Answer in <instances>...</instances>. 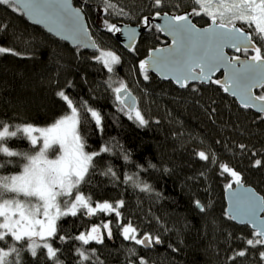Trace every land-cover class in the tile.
<instances>
[{
  "label": "trees",
  "instance_id": "trees-1",
  "mask_svg": "<svg viewBox=\"0 0 264 264\" xmlns=\"http://www.w3.org/2000/svg\"><path fill=\"white\" fill-rule=\"evenodd\" d=\"M73 3L84 11L99 45L97 51L73 47L30 23L23 14L0 4V25L5 26L0 29V47L19 53H0V120L13 125L48 126L69 112L66 103L56 95L60 90L74 103L86 101L101 113L102 125L91 119L86 125L82 123L80 134L86 139L85 151L99 152L104 146L111 151L94 159L95 167L90 169L80 190L93 202L115 205L124 201L120 217L98 212L94 216L78 214L57 221L58 236L75 237L109 221L112 228V236L105 234L103 243L92 241L82 245L75 239H53V247L61 249L63 264H79L76 249L81 247L95 249L87 264H138L136 257L129 255L132 248L149 264H264L258 255L259 247L249 248L245 257L229 259L234 252L247 247L244 241L253 238L254 231L228 216L225 190L232 177L220 168L227 164L264 197V119L260 118L263 115L240 107L212 82L179 88L151 72L145 80L140 62L151 49L168 43L156 26L151 24L132 52L119 44L116 31L108 30L110 24L142 25L143 17L157 11L178 13L173 7L178 0H167L160 8L154 6L153 0H119L120 6L130 13L127 16L105 12V0ZM188 3L184 0L185 5ZM184 10L183 6L179 9ZM193 21L206 26L210 19L201 16L193 17ZM257 45L264 48L259 42ZM101 49L119 52L120 63L112 72L95 59ZM121 81L140 95L137 106L148 121L145 126L120 111L113 89ZM261 94L264 89L257 91V95ZM241 144L246 148H239ZM7 146L35 154L25 139L12 138ZM199 151L211 154L215 163L201 160ZM49 155L55 157L59 153ZM4 159L0 154V162ZM11 159V164L0 169V175L18 174L26 163L22 157ZM257 159L262 162L260 166H255ZM109 168L115 177L105 174ZM128 176H136L152 190L141 191L126 182ZM195 201H200L205 210L201 211ZM129 222L140 236H160L162 243L145 248L124 239L120 225ZM4 246L0 242V247ZM23 257L26 264H52L42 248L36 257L29 252H24Z\"/></svg>",
  "mask_w": 264,
  "mask_h": 264
},
{
  "label": "snow or ice",
  "instance_id": "snow-or-ice-1",
  "mask_svg": "<svg viewBox=\"0 0 264 264\" xmlns=\"http://www.w3.org/2000/svg\"><path fill=\"white\" fill-rule=\"evenodd\" d=\"M0 4L35 19L36 23H55L54 17L70 21L72 27L65 38L88 46L84 43L88 33L81 20V11L71 8L68 0H57L55 3L50 0H0ZM153 4L160 8L167 4V0H153ZM181 6L185 8L182 12L179 11ZM173 7L177 8L179 14L164 15L168 17L167 30L174 37L172 43L175 47L159 50L161 55L151 58V66L161 75L170 73L181 87H188L189 81L222 84L223 91L239 97L244 108H258L260 113H264V94L253 93L256 86L264 89V48L257 46V42L264 45V0H189L187 5L184 0H178ZM104 11L121 16L130 14L120 6L119 0H105ZM161 14L160 11L155 13L156 16ZM201 16L210 19L209 28L201 30L190 22L191 17ZM143 23H149L147 16L143 17ZM4 27L0 25V29ZM50 30L57 31L58 35L64 31L60 25ZM108 30L121 31L115 24L108 25ZM134 36L135 29H132L129 37L131 39ZM228 46L237 52L248 53L251 50L254 54L244 61L239 56L229 58L224 52ZM0 53L19 55L9 47H0ZM95 59L101 61L109 72L120 63V57L110 51H101ZM149 64V60H142L139 64L145 80L149 79ZM220 68L227 71L226 79L213 81V73ZM113 91L116 100L120 102V111L140 126H145L148 121L127 85L121 81ZM56 95L66 103L69 112L48 126L31 123L13 125L0 120V154L5 158L0 162V169L11 164V158L22 157L26 161L18 174L0 175V242L5 245L0 247V264H26L23 253L29 252L32 257H36L41 248L46 250L47 259L52 264H63L60 259L61 249L53 247V239L61 242L75 239L82 242V245L92 241L103 243L105 234L109 238L112 236V228L109 221L94 225L87 233L82 232L75 237L58 236L57 221L61 217H75L78 214L94 216L98 212L121 216L123 200L117 201L115 205L107 201L93 202L90 196H85L80 190L81 184L86 183L85 178L90 169L95 167L94 159L111 151L109 146L102 147L99 152L85 151L86 139L80 134L82 123L86 125L90 119L101 126V113L89 107L86 101L74 103L63 90ZM12 138L27 140L35 154L12 150L7 146ZM239 148L244 149L246 145L241 144ZM49 152L59 155L49 159ZM197 155L201 160L215 163L211 154L205 151H199ZM124 159L128 160V156L125 155ZM261 163L257 159L255 166ZM220 168L223 173H230L237 185L241 184V176L237 171L227 164H221ZM105 174L113 177L116 175L111 168ZM126 182H131L141 191L152 190L149 184L139 181L136 176H128ZM226 187L232 189L233 184L229 183ZM245 193L242 198L237 195L230 218L251 225L254 234L253 238L244 241L247 247L234 252L229 259L235 261L248 255L249 248L259 247V258L264 261V216L261 215L264 213V197L247 190ZM195 204L201 211L205 210L200 201H195ZM120 226L124 239L134 242V245L150 247L162 243L160 236L153 237L150 233L140 236L131 222ZM8 240L12 243L9 244ZM76 251L79 264L90 262L95 253V249L86 250L83 247ZM129 255L135 256L138 264H149L144 257L137 256L135 248L129 250ZM129 264L135 262L130 261Z\"/></svg>",
  "mask_w": 264,
  "mask_h": 264
},
{
  "label": "water",
  "instance_id": "water-1",
  "mask_svg": "<svg viewBox=\"0 0 264 264\" xmlns=\"http://www.w3.org/2000/svg\"><path fill=\"white\" fill-rule=\"evenodd\" d=\"M50 2L55 3V2H57V0H50ZM60 2H63V0H60ZM68 3L70 4L71 8L79 9L81 11V20H82V23H83V25L86 28L87 33H88L87 38L84 40V43L88 45L87 47L83 46V44H81V43H79L77 41H74L73 39H66L65 38V36L68 35V30H70L71 27H72V24H71L70 21H65L62 18L54 17L55 23H50V22L36 23L35 19L30 18V17H28L26 15H24V16L27 18V20L30 23L43 28L46 32H48L52 36H54V37H56V38H58V39H60L62 41L67 42L68 44H70L73 47H81V48H84V49L89 50V51H97L98 48H99V45H98L96 39L92 35V32H91V30L89 28V24H88V21L86 19V16H85V13H84L83 9L80 8V7L75 6L74 3H73V0H68ZM168 14H169V16H171V15H175V14H179V13H168ZM148 18H149V23L148 24L144 23L142 25H133V24L119 23L117 25V27L120 28L121 31L115 33V37H116L117 41L119 42V44L125 50H127L128 52H132L134 50V47H135L137 41L139 40L140 36L145 31L148 30V28L151 26V24L156 26V27L159 26V28L158 27L157 28L159 29L160 33L167 39V41L169 43L166 44V45L151 49L149 51L148 55L143 60H149L150 61L149 72L153 73L160 80L170 81V82L174 83L176 86H178L179 88H185V87H181L180 85L176 84L175 80L172 78L170 73H166L165 75H161L160 72H157L151 66V58L161 55L159 50H161V49H169V48L175 47V46L172 43L174 37L172 35H170L169 31L167 30V28H168V17H166L164 15V13H162L160 16L153 15V16H150ZM190 22L193 23L198 29H201V30L209 28L211 26V21L206 26H200V25L196 24L193 21V17L190 18ZM56 25H60L64 29V31H60L59 35L57 34V31L59 29H57V31L50 30V29L56 27ZM161 28H163L165 30L161 31L160 30ZM132 29H135V36H134V38L130 39L129 33L131 32ZM224 52L229 58H231L233 56H239L241 61L246 60L249 56L254 54L250 50L249 51V53H250L249 56H241L242 51L241 52H237L235 49L231 48L230 46L225 47L224 48ZM220 74H222V76L220 78H217V76L220 75ZM227 75H228L227 71L224 68H220L219 71L213 73L212 80L214 81L216 79H220L221 81H224L226 79ZM166 76H167V78H165ZM210 83L211 82H203L202 83L200 81H189V85H191V84H210ZM218 86L223 88L222 84L218 85ZM259 90H261V88L259 86H256L255 88H253L254 95H257V91H259ZM129 92L131 93V95L133 97L136 98L137 105H138L137 96L130 89H129ZM225 93L227 95H229L231 98L235 99V101L237 102V104L240 107L244 108L242 106V104L240 103L239 97L232 96L230 92H225ZM246 109H250V110L254 111L257 114L263 115V117H264V113H260L258 108H246ZM231 183L233 184V188L232 189L226 188V190H225L226 212H227L229 217L233 214L234 203H235V201L237 199V195H239L242 198L246 194L245 190H247V192L254 193L255 195H257L259 197H263L254 187H252L250 185H246L243 182L242 178H241V184L240 185H237L235 183L234 178H232ZM261 215L264 216V213H261ZM232 221H234L235 223H237L239 225H248L254 231V229L249 224L241 223L240 220H238V219H236V220L232 219ZM150 247H145V248H150Z\"/></svg>",
  "mask_w": 264,
  "mask_h": 264
},
{
  "label": "rangeland",
  "instance_id": "rangeland-1",
  "mask_svg": "<svg viewBox=\"0 0 264 264\" xmlns=\"http://www.w3.org/2000/svg\"><path fill=\"white\" fill-rule=\"evenodd\" d=\"M101 51H104V52L110 51V52H114L116 55L119 54V52L118 51H115V50L101 49L99 55L101 54ZM130 89L134 92L135 95H137L138 99H140V95L137 94L133 88H130ZM49 159H55V157H50V155H49ZM61 205L63 206V199H61Z\"/></svg>",
  "mask_w": 264,
  "mask_h": 264
},
{
  "label": "flooded vegetation",
  "instance_id": "flooded-vegetation-1",
  "mask_svg": "<svg viewBox=\"0 0 264 264\" xmlns=\"http://www.w3.org/2000/svg\"><path fill=\"white\" fill-rule=\"evenodd\" d=\"M209 23H210V22H209ZM167 42H168V41H167ZM168 43H169V42H168ZM168 43H167V44H168ZM249 55H250L249 52H248V53H244V52L241 53V56H249ZM221 76H222V74L218 75L217 78H220Z\"/></svg>",
  "mask_w": 264,
  "mask_h": 264
}]
</instances>
